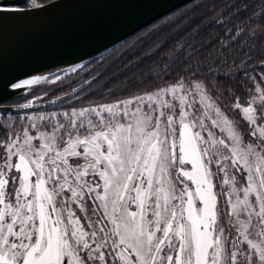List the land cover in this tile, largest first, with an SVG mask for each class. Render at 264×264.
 I'll return each instance as SVG.
<instances>
[{"label":"snow or ice","instance_id":"1","mask_svg":"<svg viewBox=\"0 0 264 264\" xmlns=\"http://www.w3.org/2000/svg\"><path fill=\"white\" fill-rule=\"evenodd\" d=\"M202 72L0 123V264H264V70L243 72L247 102L229 88L227 105Z\"/></svg>","mask_w":264,"mask_h":264},{"label":"trees","instance_id":"2","mask_svg":"<svg viewBox=\"0 0 264 264\" xmlns=\"http://www.w3.org/2000/svg\"><path fill=\"white\" fill-rule=\"evenodd\" d=\"M50 1L44 0V3ZM260 6V0H194L82 64L77 71L68 70L49 77L8 104L32 99L41 102L73 93L63 102L37 111L48 113L112 101L155 88L164 80L174 81L190 65L203 68L199 75L210 88L223 90L226 105L229 104V88L245 102V89L251 85L243 82L241 74L247 71L258 76L264 70L261 66L264 27H257L264 21L249 19ZM238 29H242L239 35ZM253 29H257L255 36L250 35ZM241 61L246 62L247 67ZM210 69L215 79L208 75ZM162 73L163 79L153 78ZM57 76L60 78L56 79ZM24 116V113L0 110V123Z\"/></svg>","mask_w":264,"mask_h":264},{"label":"water","instance_id":"3","mask_svg":"<svg viewBox=\"0 0 264 264\" xmlns=\"http://www.w3.org/2000/svg\"><path fill=\"white\" fill-rule=\"evenodd\" d=\"M192 1L52 0L23 15L0 14V110L37 112L63 102L73 93L10 105L37 83L17 90L3 85L35 75L44 76L41 82L82 65Z\"/></svg>","mask_w":264,"mask_h":264},{"label":"rangeland","instance_id":"4","mask_svg":"<svg viewBox=\"0 0 264 264\" xmlns=\"http://www.w3.org/2000/svg\"><path fill=\"white\" fill-rule=\"evenodd\" d=\"M154 88H152V89H150V90H145V91H151V90H153ZM143 91H139V92H136V93H134V94H137V95H139V94H141ZM133 95V94H132ZM129 96H131V95H129ZM128 97V96H127ZM125 98V97H124ZM113 101V100H112ZM112 101H105V102H100V103H111ZM247 101H245V102H241V103H246ZM95 103H93V104H88V105H84V106H79V107H75V106H73V107H71V108H68V109H60V110H57V111H51V112H56V113H61V112H63V111H70L71 109H73V108H76V109H79V108H81V107H87V106H89V105H94ZM51 112H48V113H51ZM38 114H40V113H42V112H37ZM37 113L36 112H25L24 114H26V115H33V116H35V115H37ZM236 116H237V118L239 117V112H238V110H237V112H236ZM190 167V166H189ZM73 207H75V206H73ZM76 211H77V214L78 215H82V213H80L79 212V210L78 209H76Z\"/></svg>","mask_w":264,"mask_h":264},{"label":"bare ground","instance_id":"5","mask_svg":"<svg viewBox=\"0 0 264 264\" xmlns=\"http://www.w3.org/2000/svg\"><path fill=\"white\" fill-rule=\"evenodd\" d=\"M42 77H44V76H42V75H35V76H30V77H27V78H25V79H22V80H20V81L23 82V81L28 80V79H33V80H35V79H37V78H39V80H41ZM31 85H32V84H31ZM26 86H29V85H25V87H26Z\"/></svg>","mask_w":264,"mask_h":264}]
</instances>
